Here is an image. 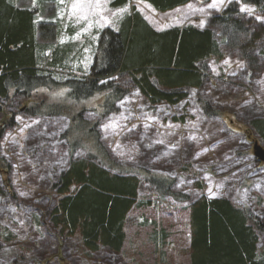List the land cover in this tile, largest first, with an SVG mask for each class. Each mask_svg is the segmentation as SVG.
I'll use <instances>...</instances> for the list:
<instances>
[{"label": "rangeland", "instance_id": "374dc122", "mask_svg": "<svg viewBox=\"0 0 264 264\" xmlns=\"http://www.w3.org/2000/svg\"><path fill=\"white\" fill-rule=\"evenodd\" d=\"M13 1L37 9V25L48 28L37 37L43 46L38 76L55 84L33 88L31 95L11 91L12 104H0V155L6 160L0 164V264H191L189 210L202 198L227 199L247 214L250 226L264 224V164L253 151L255 142L264 143L251 131L252 122L264 119V43L256 49L255 70L230 51L222 60H208L204 86L183 90L174 105L151 104L130 74L98 80L97 89L109 83L123 91L118 95L112 89L83 96L80 86L67 84L90 80L99 37L118 31L133 10L157 32L207 28L232 5L264 22L263 10L240 0H193L166 13L140 1L116 9L112 0H43L42 12V0ZM78 119L94 133L83 136L89 147L71 154ZM91 153L103 169L137 171L140 180L119 253L106 247L90 252L79 235L52 221L64 197L55 185L73 162L91 161ZM152 178L166 183L170 194L153 188ZM255 237L262 255L264 233L255 230Z\"/></svg>", "mask_w": 264, "mask_h": 264}, {"label": "trees", "instance_id": "16d2710c", "mask_svg": "<svg viewBox=\"0 0 264 264\" xmlns=\"http://www.w3.org/2000/svg\"><path fill=\"white\" fill-rule=\"evenodd\" d=\"M131 1L145 2L156 11L166 13L193 0H112L111 7L120 9ZM240 2L264 11V0ZM45 4L43 0L38 3L42 12H46L43 9ZM238 8V5L229 6L223 15L212 17L207 28L188 25L161 32L155 31L133 10L121 20L118 31L107 30L99 37L90 80L67 84H72V89L80 86L83 96L112 89L113 95H118L123 91L115 87L111 89L109 83L97 89L98 80L130 74L151 104L163 101L174 105L182 100L183 90L204 86L209 77L205 64L210 59L222 60L225 52L239 53L255 70V52L264 43V22L248 19L239 13ZM37 21V9L18 7L13 0H0V104L9 105L10 101L12 104L11 91L13 95H31L38 86L55 84L38 76L43 46L38 44L37 37L48 28L43 26L44 22L37 25ZM63 54L68 57L71 50ZM63 60H55L50 65L58 62L57 65L61 66ZM202 105L206 111L210 109L205 103ZM77 126H80L78 131L76 127L72 130L71 154L81 146L89 147L83 136L94 133L80 119ZM252 127L251 131L264 143V119L255 120ZM98 141L92 145H98ZM89 158V162H73L55 185L56 193L64 197L58 202L52 221L63 231L79 235L90 252L106 247L119 253L126 240L124 226L137 202L140 180L137 171L124 175L112 173L102 168L104 162L102 166L95 163L99 158L95 153ZM152 180L149 183L158 192L170 194L166 183L158 184L154 178ZM5 185L9 189V183ZM189 211L191 264H264L261 259L264 254L258 252L255 237V230L264 233V224L255 220L250 226L247 214L236 209L227 199L202 198L193 203Z\"/></svg>", "mask_w": 264, "mask_h": 264}, {"label": "water", "instance_id": "95a60500", "mask_svg": "<svg viewBox=\"0 0 264 264\" xmlns=\"http://www.w3.org/2000/svg\"><path fill=\"white\" fill-rule=\"evenodd\" d=\"M254 156L264 164V146L259 142H255L253 146Z\"/></svg>", "mask_w": 264, "mask_h": 264}, {"label": "flooded vegetation", "instance_id": "af4514ba", "mask_svg": "<svg viewBox=\"0 0 264 264\" xmlns=\"http://www.w3.org/2000/svg\"><path fill=\"white\" fill-rule=\"evenodd\" d=\"M22 110H24V109H22ZM25 110H29V107L26 108ZM0 156H1V155H0ZM0 159H1L0 164L6 166V160H5V158H4L3 156H1ZM0 172H1V167H0ZM8 181H9V180H7V182H8Z\"/></svg>", "mask_w": 264, "mask_h": 264}, {"label": "snow or ice", "instance_id": "6c2138e0", "mask_svg": "<svg viewBox=\"0 0 264 264\" xmlns=\"http://www.w3.org/2000/svg\"><path fill=\"white\" fill-rule=\"evenodd\" d=\"M75 7V6H74ZM243 10V9H242Z\"/></svg>", "mask_w": 264, "mask_h": 264}]
</instances>
